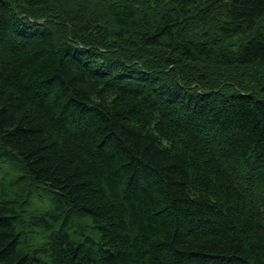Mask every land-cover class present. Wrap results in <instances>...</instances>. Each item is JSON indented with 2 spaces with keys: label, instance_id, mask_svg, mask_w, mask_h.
<instances>
[{
  "label": "trees",
  "instance_id": "obj_1",
  "mask_svg": "<svg viewBox=\"0 0 264 264\" xmlns=\"http://www.w3.org/2000/svg\"><path fill=\"white\" fill-rule=\"evenodd\" d=\"M0 264H264V0H0Z\"/></svg>",
  "mask_w": 264,
  "mask_h": 264
},
{
  "label": "bare ground",
  "instance_id": "obj_2",
  "mask_svg": "<svg viewBox=\"0 0 264 264\" xmlns=\"http://www.w3.org/2000/svg\"><path fill=\"white\" fill-rule=\"evenodd\" d=\"M240 81V80H239Z\"/></svg>",
  "mask_w": 264,
  "mask_h": 264
}]
</instances>
